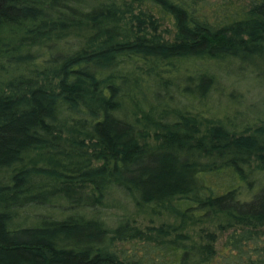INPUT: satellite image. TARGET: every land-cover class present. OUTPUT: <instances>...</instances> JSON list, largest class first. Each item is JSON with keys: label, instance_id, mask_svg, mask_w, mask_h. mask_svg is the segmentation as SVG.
Returning a JSON list of instances; mask_svg holds the SVG:
<instances>
[{"label": "trees", "instance_id": "16d2710c", "mask_svg": "<svg viewBox=\"0 0 264 264\" xmlns=\"http://www.w3.org/2000/svg\"><path fill=\"white\" fill-rule=\"evenodd\" d=\"M231 66L264 0H0V264H264V120L195 108Z\"/></svg>", "mask_w": 264, "mask_h": 264}, {"label": "rangeland", "instance_id": "374dc122", "mask_svg": "<svg viewBox=\"0 0 264 264\" xmlns=\"http://www.w3.org/2000/svg\"><path fill=\"white\" fill-rule=\"evenodd\" d=\"M162 23V29L171 32V24L169 22ZM231 67L232 69H234L235 73L232 72V70L217 72V76L219 77V79L217 83H215V89L212 92L209 100L206 102V105L202 107L197 105L195 108H200L199 112L203 114L204 117L208 118L213 117L212 114L222 118L223 116H226V113L231 112L229 108L232 107L239 111L236 119L238 122L240 121V123H253V121H255L254 119H256V121L261 119L264 120V88L259 87V82L256 83L257 87L253 86V84L251 83V79L254 78L253 75L248 77L244 70L233 68V66ZM181 76L183 77V73H181ZM256 81H259V79H256ZM179 82L181 86L186 85L183 81H181V79ZM174 90L175 88L170 91L169 95L172 96L171 98L176 99V97H179V94H177V90ZM149 144L155 146V141H153L152 139L149 141ZM108 201L111 204L118 203L119 205L121 204L124 208H128V206H126V200L119 198L117 195L109 197ZM114 211L115 210L112 208H108L105 211L103 210L102 217L104 218V220H108L109 215L114 214ZM132 218L136 220V223L140 225L142 229L146 227L157 228L161 224L172 226L177 225V221L166 214L153 216L149 213H138L134 214V216L132 215ZM202 228V226H187L183 232L188 233L193 240H199V232ZM208 229L216 234L217 240L215 246L216 249L220 251L227 233L219 232L214 227ZM124 247L128 249L131 248L127 245H124ZM153 254L156 255L158 254V252L155 251L151 255ZM155 260L156 263L162 261L161 257H158ZM217 262L218 260L215 259L213 261V264H218Z\"/></svg>", "mask_w": 264, "mask_h": 264}]
</instances>
